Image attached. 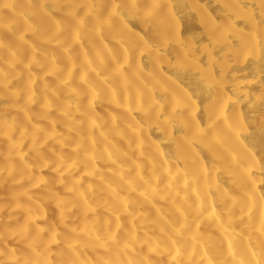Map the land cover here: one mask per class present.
<instances>
[{
	"label": "bare ground",
	"instance_id": "obj_1",
	"mask_svg": "<svg viewBox=\"0 0 264 264\" xmlns=\"http://www.w3.org/2000/svg\"><path fill=\"white\" fill-rule=\"evenodd\" d=\"M137 6L144 16L119 0H0V233L8 234L0 264H14L11 252L22 248L15 233L43 231L61 216L62 185L61 200L42 197L57 176L49 163L64 128L39 117L55 118L51 105L69 100L65 91H85L86 65L101 59L94 84L119 87L96 103L90 123L105 122L108 142L100 147L116 162H98V178L82 169L76 180L89 188L103 181V199L121 211L112 216L93 205L85 217L72 210L70 227L87 230L88 219L102 216L111 237L90 247L72 240L81 264H264V42L254 32L264 0H176L164 5L175 13L171 21L155 24L147 23L158 11L153 0ZM42 54L62 69L80 67L44 75L55 65L36 67ZM45 82L61 89L48 104L40 92ZM29 89L37 102L26 108ZM94 97L82 96V104ZM33 125L51 137L41 149L48 158L42 169L31 141L18 146L22 126ZM249 154L259 161L255 168ZM60 231L43 233L52 241L49 259Z\"/></svg>",
	"mask_w": 264,
	"mask_h": 264
},
{
	"label": "clouds",
	"instance_id": "obj_2",
	"mask_svg": "<svg viewBox=\"0 0 264 264\" xmlns=\"http://www.w3.org/2000/svg\"><path fill=\"white\" fill-rule=\"evenodd\" d=\"M154 4L157 5L158 11L147 20L149 24H155L159 20L163 19L165 21H171L175 13H170L165 11V4L175 3L176 0H153ZM119 4L124 5L126 8L134 10L139 16H144V10L138 8V0H119ZM119 6V5H118ZM119 16V12L116 13ZM127 15V13H125ZM122 19V18H121ZM256 24L254 27V32L259 34L260 40L264 42V16H258L255 18ZM94 35L100 38L103 42L104 37L100 35L99 32L94 31ZM77 39H80L78 37ZM127 50H125L126 52ZM112 50H108V55L110 56ZM45 60L42 62L37 61L36 67L42 68L45 64L55 65L54 71H47L44 75H55L62 71H67L71 73L74 68L80 67V65L73 64L72 67L68 69H62L59 65L55 64V57L46 54ZM103 63L97 64V67L93 68L91 65H86L90 72L88 78H86L83 83L85 91L68 93L65 91L66 95L70 96L69 100L61 102L59 105L52 104L51 108L55 110L57 116L55 118L50 117L47 112L39 119L53 120L55 123H61L63 125L64 131L58 134L57 139L62 141L60 152L54 154V157L50 160L49 167L55 169L56 178L44 185L45 196L42 199H49L53 202L61 200L60 193L57 192V187L62 185L63 198L57 207L61 209V216L58 222H51L43 230H25L15 233L13 238L17 244L21 245L22 248H16L11 252L14 258V264H81L80 260L74 255V249L70 247L72 240H79L82 242L83 247H90L93 245L94 239H100L101 236L105 239H110L111 237L107 235L108 233V221L102 216H93L87 220V230L80 228L79 225L75 227H70L67 220H73L74 215L72 214L73 209H79L80 212L87 217L89 212H94L93 205L95 208H106V211L111 212L112 216H117L121 211L114 205H108L102 197V193L106 191L103 187V181L93 180L92 187L89 188L86 182L77 183V176L81 174L83 169L84 175H87L89 171L95 173L98 178L102 175L101 171L97 168L98 162L108 164L109 162L115 163L116 156L115 153L106 154V150L100 145H103L107 141V136L105 132L101 129L105 128V122L101 121L99 125L91 124L90 121L95 115L96 103L105 98V96L110 95L113 87H119L115 82L108 83L107 81H101L100 85H95L93 81V76L91 73H97V69ZM98 75V73H97ZM38 79H44L41 75L37 77ZM35 83V79L32 81ZM71 83L66 82V88H71ZM61 91L59 85L54 89L50 88L45 82L41 88V97L44 104L49 103V94L52 97L59 99V92ZM95 93L93 103L82 104L81 97L84 95L92 96ZM28 95L31 97L25 102L24 107L30 108L31 104L37 102V93L29 89ZM110 102V101H108ZM80 119H77V117ZM29 124L31 121L28 122ZM43 134V135H41ZM20 139L18 146L22 147L25 141H31L32 147L30 151L36 153L37 162L35 167L42 169L48 158H46L41 149L47 144L48 140L51 139L47 134V130L40 125H33L31 129L22 126V130L19 133ZM95 137V138H93ZM111 146V145H110ZM64 149H69L71 154L64 152ZM252 156L250 163L253 168L259 163L255 159L254 154H249ZM35 159V158H34ZM71 165L70 167L68 165ZM59 165V167H57ZM27 175L25 174V177ZM86 197V198H85ZM264 200V197H261ZM91 201V204L89 203ZM107 205V207H106ZM0 211H3L0 208ZM117 227H121L117 223ZM61 229L59 235L60 240L56 241L57 251L54 253L55 259H49L50 255H53L52 247L50 246L52 241L50 240V235ZM47 232L50 235L45 236L43 233ZM97 233L100 235L98 236ZM8 235L7 233H0V245L4 244V238ZM147 243V239L144 241ZM109 249L115 250L118 248V244L113 243L108 245ZM8 252L5 248L0 247V256H6ZM105 254H109L107 251ZM3 264H8L7 260ZM96 264H101V261H97ZM112 264H127L126 261L113 260ZM134 264H141V262L136 261ZM177 264H180L177 261Z\"/></svg>",
	"mask_w": 264,
	"mask_h": 264
}]
</instances>
